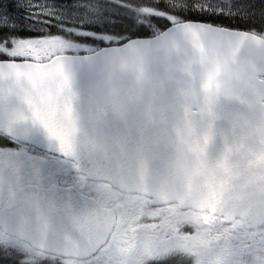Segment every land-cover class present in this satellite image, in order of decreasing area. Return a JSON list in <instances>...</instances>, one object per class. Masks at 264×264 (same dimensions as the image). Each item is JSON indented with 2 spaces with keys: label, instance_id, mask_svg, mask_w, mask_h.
Listing matches in <instances>:
<instances>
[{
  "label": "snow or ice",
  "instance_id": "6c2138e0",
  "mask_svg": "<svg viewBox=\"0 0 264 264\" xmlns=\"http://www.w3.org/2000/svg\"><path fill=\"white\" fill-rule=\"evenodd\" d=\"M0 264H264V0H0Z\"/></svg>",
  "mask_w": 264,
  "mask_h": 264
}]
</instances>
